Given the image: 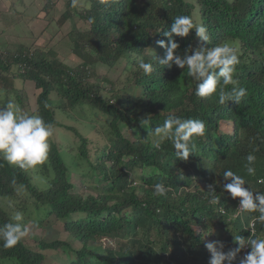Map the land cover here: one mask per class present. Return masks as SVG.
Segmentation results:
<instances>
[{"label": "trees", "instance_id": "trees-1", "mask_svg": "<svg viewBox=\"0 0 264 264\" xmlns=\"http://www.w3.org/2000/svg\"><path fill=\"white\" fill-rule=\"evenodd\" d=\"M56 1L48 0L42 8L46 26L53 21L62 24L73 15L87 24L83 30L69 31L72 53L81 59L80 64L70 68L56 56H49V50L24 46L21 41L4 47L5 38L1 37L0 88L7 95L19 89L15 100L29 113L25 82H31L38 90L31 114H39L53 125H60L54 116L56 108L89 104L110 117L111 134L108 144L96 149L93 160L87 151L88 139L66 126L79 139L74 141L78 151L72 145L66 150L85 161L83 176L97 180L84 196L72 191L70 167L62 158V146L55 142L50 143L48 161L40 167L46 188L34 185L25 170L0 161V197L11 198L23 189L45 214L66 220L65 230L81 243L80 248H73L62 239L40 240L38 251L22 240L11 249L0 247V258H14L18 264H43L41 251L66 248L75 255L69 264H208L210 253L204 235L212 220L235 226V234L228 233L223 242L225 252L238 247L233 238L237 235L245 239L264 235V224L256 223L254 233L249 229L251 217L258 213L232 218L239 198L232 199L223 192L226 181L222 177L230 169L243 176L253 191H264L260 182L264 181V0H119L110 6L100 0H78L89 5L83 8L78 3L72 8L71 0H63L65 8L55 17ZM196 6L199 23L194 16ZM180 15L203 23L209 36L208 43L196 37L194 30L186 38L174 37L181 55L189 48L212 47L225 41L239 44L241 62L235 78L247 89L239 106L232 102L220 105L216 94L207 99L197 97L195 82L187 77L186 69L175 65L168 69L158 63L156 58L163 57L164 49L157 41L167 42L163 31ZM89 17L94 23L89 24ZM156 45L158 51L153 49ZM121 58L128 72L123 85L107 80L112 86L106 92L113 103L102 95L99 84L86 81V74L98 62L112 66ZM141 60L153 65L151 75L138 68ZM15 79L22 87L16 88ZM53 91L61 99L55 105L50 101ZM169 115L205 122V135L197 138L187 161L175 157L170 141L161 142L159 149L153 147L159 138L155 136L154 141L149 133ZM145 116L151 120L148 129L139 123ZM221 121L232 123L230 133L221 130ZM122 125L134 139L123 134ZM250 153L257 157L255 176L245 171V157ZM144 168L150 170L145 173ZM160 182L169 191L166 196L155 197L153 186ZM210 184L220 195L221 205H211L205 198ZM77 213L83 215L72 219ZM11 217L0 205V224ZM222 230L229 231L227 227ZM108 242L111 245L106 246ZM98 245L103 247L101 254L93 252ZM240 253L233 264H239Z\"/></svg>", "mask_w": 264, "mask_h": 264}, {"label": "clouds", "instance_id": "clouds-1", "mask_svg": "<svg viewBox=\"0 0 264 264\" xmlns=\"http://www.w3.org/2000/svg\"><path fill=\"white\" fill-rule=\"evenodd\" d=\"M118 2L119 0H100V3L106 6ZM77 3L78 0H71L70 6L76 8ZM88 22L94 23V18L89 17ZM192 30L201 41L209 42L203 23L196 24L192 17L187 15L177 16L168 30L163 31L167 42L157 41V45L164 49L163 57L156 58L158 63L168 69H172L174 65L179 69H186L187 77L195 82L194 94L197 97L207 99L216 94L220 105L232 102L239 106L247 96V89L240 87L238 79L235 78L237 65L241 62L238 46L234 42L225 41L212 47L189 48L181 55L177 51L179 43L174 37L186 38ZM138 68L145 75H151L153 72V65L143 60L139 62ZM3 97L4 92L0 90V161L25 171L37 170L48 161L54 125L46 122L39 114L25 112L14 99L5 101ZM139 123L141 127L148 129L151 120L145 116ZM205 132L206 125L201 119L169 115L162 125L155 127L149 134L159 138L153 147L159 149L161 142L170 141L175 157L187 161L196 148L197 138L203 137ZM255 151L258 149L253 150ZM245 159L246 173L255 176L256 155L250 153ZM222 177L226 181L223 184V192L229 194L232 199L239 198L232 218H239L246 213H258L251 217L249 223V229L254 233L256 223L264 224V191H253L243 176L230 169L225 170ZM168 191L162 182L153 186L155 197L166 196ZM205 193V198L211 205H221L220 195H217L212 184L208 185V191ZM219 211L223 212L224 209L221 207ZM24 219L23 212L16 211L10 221L0 224V247L14 248L29 234V227L23 223ZM32 225L36 226V221H32ZM233 238L238 247L227 252L223 250L224 243L219 240L205 245L210 253L208 264H233L240 252L239 264H264V238L257 236L245 239L240 235Z\"/></svg>", "mask_w": 264, "mask_h": 264}, {"label": "rangeland", "instance_id": "rangeland-1", "mask_svg": "<svg viewBox=\"0 0 264 264\" xmlns=\"http://www.w3.org/2000/svg\"><path fill=\"white\" fill-rule=\"evenodd\" d=\"M3 1L5 4H8L11 0ZM47 1L48 0H39L36 5V9L34 10L33 7H29L27 12L30 15H33V17L37 16L39 12H42L41 14L44 15L45 11H43L42 8ZM187 1L191 2L192 0ZM64 3L65 2L63 0L56 1L53 7L55 17H60V14L65 8ZM82 4L78 3L79 8H83V6H89L87 5L86 1H82ZM11 11L14 12V9H11ZM28 13L18 12V14H22V18L23 16H28ZM194 16L199 23L200 19L197 6L194 10ZM48 18L50 19V16ZM23 19H26V17ZM46 19L47 18H39L37 24H34L36 23L35 21L32 25L28 26L29 28L27 29H22L21 24H16L11 30L0 31V35H2V37L5 36L7 40H5L6 43H3L2 41V46L5 47L7 44H9L10 47H14L19 41H21V43H24V46H33L37 49L49 50V56H56L60 61H62L70 68L78 67L81 59L76 57L72 53V43L69 38V31L74 28L83 30L87 27V24L84 21H81L78 15H73L72 18L67 19L64 23H59L57 25L56 22L53 21L50 22L48 26H46L48 24V21ZM32 20L34 21V19ZM34 25L36 27H34ZM234 43L239 48V44L237 42ZM153 49L157 50V45ZM125 64L126 63L124 58L119 59V61L112 66H107L101 62H98L88 70L86 74V81L90 84H99L101 86L100 92L102 93V95L105 98H110V101L114 103L113 97H109V91L106 92L107 88L112 86L107 80L114 83L115 86L123 85L122 83L126 80V75L128 74L125 68ZM14 84L16 88L22 87L21 82L17 79L14 80ZM25 87H27V97L29 99L28 111L31 114V111H33V109L36 107L35 97L38 93V90H36L33 87V84L28 81L25 82ZM18 92L19 89L11 92L8 95L4 92L3 99L5 101L8 99H14V102L19 104L18 101L15 100L16 94ZM50 98L52 105L57 104L58 100L61 101L59 95L55 93V91L50 94ZM54 116L55 119L59 121L60 125H54V137L52 138L50 143L55 142L58 146H62V158L70 167V169L68 170V176L73 184L72 191H74L78 195L84 196L91 191L89 189V185L95 183L97 180L91 178L89 175L83 176L81 169H87L85 161L77 158V156L74 153L69 152V150H66L71 145L76 149V144H74V141L77 142L79 140L78 137L75 136L73 131H71L70 129H66V126L73 127L74 130H77L82 134V136L88 139L87 151L90 154L91 158L95 160L96 149L104 147L106 144H108L107 137L109 134H111L109 126L110 117L108 115H105L101 111L92 108L89 104L86 103L77 104L76 106H74V108L65 107V109L62 110L56 108ZM220 126L223 132L230 133L232 131V123L229 121H221ZM122 132L126 137L130 139L135 138L132 132L128 128H125V125H122ZM152 138L154 141L156 140L155 135ZM75 151L78 150L76 149ZM40 167L37 170H28L26 171V173L29 175L32 183L38 188L42 189L46 188L47 182L46 176L44 175V172L40 170ZM149 170L150 169L148 168H144L143 171L146 173ZM133 178L136 182H139L138 175L134 174ZM0 205L11 216L16 211L23 212L25 217L23 223L29 227V234L22 240L32 250L39 251L38 242L40 240L52 241L54 239L66 240L69 242V244L72 245L73 248L81 247V243L78 240L74 239L65 230L64 223L66 220L58 219L53 215L45 214L42 207L37 206V204L34 205L31 202L30 197L23 189H18L17 191H15V194H13L11 198L0 197ZM82 215L83 214L80 213L72 214L71 218L76 219L78 217H81ZM32 221H36V226L32 225ZM220 225L221 224H218L212 220L210 228L208 230L209 232H206L204 235L207 243L216 240L224 242L228 233L235 234L236 231L234 225ZM219 227L221 228V230L224 227H227L229 231H218ZM259 236L261 238H264L263 233H260ZM108 245H111V243H106V246ZM98 246L100 247L93 249V252L95 254L102 253L103 247L101 248V245ZM41 252L45 255L43 264H69V259L71 257H75L73 252L68 251V249L66 248L46 249ZM0 264H18V262L14 258H0ZM173 264L177 263L173 262Z\"/></svg>", "mask_w": 264, "mask_h": 264}, {"label": "crops", "instance_id": "crops-1", "mask_svg": "<svg viewBox=\"0 0 264 264\" xmlns=\"http://www.w3.org/2000/svg\"><path fill=\"white\" fill-rule=\"evenodd\" d=\"M38 1L39 0H11L8 4H5L3 0H0V31L11 30L16 24H21L22 29L29 28L28 26L32 25L35 21L36 23L34 24H37L39 18L44 16L41 14L42 12H39L37 16L33 18V15H30L27 10L29 7H33L35 10ZM11 9H14V12L11 11ZM18 12H26L29 15L25 16L26 19H23L25 17L23 16L22 18V14H18ZM32 18L34 19V21L32 20ZM34 27L36 26L34 25ZM1 37L2 35H0V38ZM3 38H5L6 40L5 36H3Z\"/></svg>", "mask_w": 264, "mask_h": 264}, {"label": "built area", "instance_id": "built-area-1", "mask_svg": "<svg viewBox=\"0 0 264 264\" xmlns=\"http://www.w3.org/2000/svg\"><path fill=\"white\" fill-rule=\"evenodd\" d=\"M246 248H247V247H245V249H244V250H246ZM242 255H243V253L241 254V256H242ZM225 264H227V262H226Z\"/></svg>", "mask_w": 264, "mask_h": 264}]
</instances>
